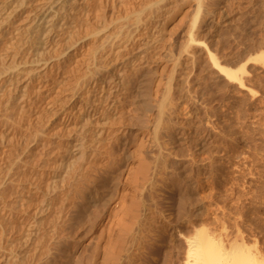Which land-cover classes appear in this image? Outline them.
<instances>
[{"label":"bare ground","instance_id":"obj_1","mask_svg":"<svg viewBox=\"0 0 264 264\" xmlns=\"http://www.w3.org/2000/svg\"><path fill=\"white\" fill-rule=\"evenodd\" d=\"M148 1L144 7L139 8L135 0H0V145L13 156L18 145L28 141L23 140L26 133H29L31 139L38 138L41 147L48 143L49 131L56 130L63 136L72 133L73 137L64 143L58 142L57 147L54 146V149H57L59 153L61 150L64 151L62 155L44 161V165L53 164L50 166L51 172L36 171L31 168L35 155L30 150L29 144L26 143L24 157L15 158V161L10 163L8 172L0 178V248L4 250L0 251V264H25L28 262L32 264V258L37 256L36 250H32V244L38 235L35 230L25 232L22 247H18L17 240L7 237L5 233L10 226L11 219L19 223H24L28 219L31 215L29 210L32 201L38 199H40L39 204L32 209L34 217L32 220L37 221V225H39L40 219L45 220L47 217L53 219L56 231L64 226L74 230L77 225H80V229L77 230L81 249L79 253L86 254L89 252L88 249L91 251L88 248L90 246L93 250V253L89 252L91 255L88 253L90 256L84 255L82 259L80 258L81 254L77 257L74 250L70 252L62 247L64 243L58 242L53 252L50 251L52 248L47 250L45 264H108L109 256L110 264H264V229L259 227L260 225L256 227V230H259H257V234H254V231L251 232L252 229L250 232L246 230V226L241 230L237 228L234 234L235 231L231 233L232 225L230 233H223L224 230L217 231L218 225L217 229H214L210 223V228H208L209 221L206 219V227L201 221L203 219L200 220L203 223L196 224L198 214L201 212H196L193 206L194 199L191 197L190 184H186L181 188V191H178L180 193L179 197L177 196L178 202L174 209L172 208L175 203L172 204L171 209L167 206L170 210L166 211V206L165 210L160 208L161 205L157 201L163 200L164 197H159L164 190L171 193L173 197L175 188L180 186L184 179L185 183L196 169H193L192 161H187V163L180 160L188 153V151L187 153L183 152V149L181 151L185 145L180 144L182 146L179 147L180 149L168 153L164 149H162L163 151L159 149L164 143H160V147L157 145L159 143L157 138L160 137L158 133L162 124L161 119L164 116L169 93L172 88L183 91L185 84L195 83L194 88L196 85V88L200 87L203 83L205 86L208 85L206 82L207 71L214 70L221 75L220 77H224L228 85L235 86L240 92H247L246 94H249L251 99L256 98L257 93L249 85L250 75L247 74L248 72L246 73V66H249L250 61L241 64L239 69H233L236 65L229 67L225 65L226 63L222 64L213 54L214 52L211 51L213 47L208 46V43L213 44L215 36L223 35L227 38L230 29V26L225 27L227 21L230 20L231 14L234 12L237 17L241 16L245 19V12L242 11L244 14L241 12L243 8L256 11L254 26L261 24L264 26V0H173L172 3L171 0ZM240 1L246 4L240 5L238 8L236 4ZM254 6H256V10L253 8ZM127 9H132L130 15H127ZM161 13L170 19L176 13H182L189 17L191 23L186 34L176 36L174 40L172 39V43L168 42L169 46L167 44L165 46L166 42L164 41L161 44V39H166L163 38L164 28H161L162 24L159 22ZM249 13L246 18L252 17L249 16ZM131 17L135 18L131 20ZM237 17L234 18L236 21ZM236 21L234 23H237ZM158 23H160V28L157 26ZM222 23L225 28L221 29ZM261 27L259 28L261 29ZM252 32L254 33L255 29ZM259 33L261 35H259L257 43L260 44L264 42V30ZM242 35L241 37L244 38ZM257 36L254 35L255 38ZM249 37L246 38L249 39ZM255 38L253 39L256 40ZM255 43L253 46L256 45ZM164 49L168 54L164 55L162 51ZM134 50H136V54L127 57V65L119 62ZM166 61L170 62L171 68L167 67L169 77H166V79L168 78L167 83L165 78L163 82L168 86L167 88L164 86L166 94H163L165 89L162 90L163 96L159 93L163 98L161 100L158 98V92L163 83L156 76L158 74L157 65L167 64ZM153 63L156 67L149 68ZM160 67L164 70L166 68V66ZM197 69H199V73L196 75L199 74V76L194 78L195 80H191L195 72L198 71ZM210 72L212 74L213 71ZM214 74L210 77L214 78ZM159 75H161L160 79H163L162 74L159 73ZM174 80L176 84H172ZM207 80H209V76ZM188 88L186 91H189ZM194 88L190 89L194 90ZM195 92L197 91L195 90ZM173 93L170 97L176 94L173 95ZM183 93L185 92L183 91ZM203 95L201 98L204 97ZM196 97L199 98V96ZM178 98L180 99V97ZM181 98L183 99L182 95ZM173 101L170 99V102ZM187 102L189 103V101ZM187 102H183L185 107ZM175 104L173 103L174 106H177ZM127 106H131L134 111L129 112L128 110V113L135 114V116L130 114L129 121L133 119L132 116L138 119V123L139 119H144L145 124L141 122L144 126H140L142 131L151 132L154 135L152 137L150 135L151 138L148 135L150 139L148 138L146 146L153 150L156 146L159 147H157L159 151H154L156 154L154 153L155 156H152L155 157V162H152L156 166L154 170L151 168L153 172L150 170L151 173L148 172L146 177L143 176V180L141 174L137 178H141L137 187L139 186L141 191L147 193H145L147 198H141V201L137 200V197L132 200L133 198L128 192L129 189L136 187V185H132L133 177L142 173L140 169L143 168L144 161L135 158V156L140 157L141 151H138V155H136L134 153L136 151H130L127 148L129 140L120 137L125 136L122 133L128 130L126 127L122 128V125L126 123L124 122L125 117L128 116L126 115ZM58 107L62 109L61 116L57 117L55 123L46 126L48 120L57 113ZM188 108L186 107V109ZM166 111L170 112L167 109ZM165 115L167 114L165 113ZM168 118L170 117L168 116ZM134 119L133 121H136ZM115 120L120 122L118 126L122 124L120 128L122 130L119 129L120 126L118 130H115L117 126H113ZM165 120L167 118L164 119V124ZM169 120L173 122L171 119ZM131 123L133 125L134 122ZM42 126H46L44 130H40ZM173 130L175 129L173 128ZM160 134H162L161 137L164 136V133L160 132ZM197 134L196 136H199ZM180 135L182 134L179 132L177 138ZM190 135L196 137L194 133L193 136L191 133ZM166 136L168 138V135ZM153 137L156 138V143L152 140ZM180 137L179 139H181ZM201 138L199 137L200 140ZM173 139L171 138V141L167 142L172 144ZM182 139L186 140L184 137ZM188 139H190L188 141L190 143L191 138ZM196 139L198 138L196 137ZM175 141L173 142L174 146ZM209 141L202 139L197 142L198 144L195 142L199 147L198 153L208 154L206 163L199 159L202 163L198 166V170L205 173L206 179L216 181L215 179L221 173V167L214 166L216 162L209 151L213 144L210 145L211 141ZM160 142H162L161 139ZM216 144L217 142L214 143V146ZM100 145H103L104 153L98 159L99 170L92 180L88 179L84 184L81 178L79 181L76 180L77 178L71 180L74 174H78L77 170L82 161L89 159L93 151ZM219 145L221 146V143ZM190 146L192 145L190 144ZM169 147L165 146L164 148L170 150ZM193 147L194 144L189 148L195 150ZM173 148L172 145L171 149ZM217 149L214 154H218L221 158L224 154L228 156V153H223V148L218 151ZM147 153L149 156L150 149ZM189 153L188 155L193 154L191 151ZM168 158L172 159L168 160ZM150 159L152 160V158ZM194 159L196 160V158ZM5 162L6 158L2 154L0 170L3 169ZM143 169L145 170V168ZM201 172L200 174H202ZM59 176L63 177L61 182L64 181L61 185H58ZM26 180L29 182L26 183ZM67 180L74 182L69 186V183H66ZM84 185L87 187L84 188ZM70 188L71 190H69ZM162 189L163 191H160ZM165 191L164 193H166ZM142 192L140 195L143 196ZM159 192L161 193L159 194ZM8 193L18 196L17 201L10 205H14L12 209L10 206L8 207V204L3 203V196ZM165 195L171 197L170 194ZM169 198H166L167 201ZM135 199L141 203L134 209L131 203L135 202ZM164 205L166 203H163L162 207ZM6 208L9 209L6 210ZM126 215L129 217H127L128 219H131L129 222L125 221ZM120 218H123L125 223ZM119 220L125 225L121 221L118 223ZM24 226L28 228L27 224ZM188 227H191V230L185 231ZM41 229L43 228L39 226L38 231ZM169 229L176 234H171V239H168L169 242H167L166 232ZM44 231L47 234L46 230ZM259 236L263 237V241L260 242ZM44 237L46 238V236ZM69 243L67 242L66 245ZM2 244H7L8 247H2ZM77 250L79 251V248Z\"/></svg>","mask_w":264,"mask_h":264},{"label":"rangeland","instance_id":"obj_2","mask_svg":"<svg viewBox=\"0 0 264 264\" xmlns=\"http://www.w3.org/2000/svg\"><path fill=\"white\" fill-rule=\"evenodd\" d=\"M135 1L137 2L139 8L144 7L145 4H147V2H149L148 0H135ZM170 2L172 3L173 0H171ZM240 2H237L236 7L239 8L240 5L244 6L246 4V3L243 4L242 2L241 3ZM238 3H240V4H238ZM253 8L256 10V6H254ZM126 11H127V15H130L132 13V9H130V10L127 9ZM242 11L245 12L246 16L245 15L244 16H245L246 20L244 18H242L241 16L237 17V14L234 12L235 14L232 13L230 20L227 21L225 27L230 26L229 32L227 33V38H226V36L219 35L218 37H216V36L214 37V41H212L213 44L208 43V42L207 43L209 44L208 46L213 47V48H211V47H209V48H211V51L214 52L213 54L216 55V57L218 58V60L220 62H222V64L226 63L225 65H227L229 67H232V66L235 67V65H236V67L233 69H239L241 64L243 65V64H245L246 61L247 62L250 61L248 63L249 66L248 65L246 66V73L248 72L247 74L250 75L248 78L250 80L249 85L257 93L256 98L251 99L249 94H246L247 92H240L239 90H237V88L235 86L231 87L230 85L227 84V81L224 80L223 76L220 77L221 75L219 73L215 72L214 70H209V71H207L208 75L206 78V82L208 83V85L205 86V83H203L202 85H204V86H202V85L200 86V87H202L201 88L202 90L201 89L199 90L200 87L196 88L197 85L194 88L193 87L195 85L194 82H193L194 84H192V83L189 84L192 87V89L194 88V90L190 89L191 87L188 84H185V87H184L185 89L183 91L185 93L186 92H188V93L193 92V94L189 93V96H187L188 93H186V96L184 97L185 93H183V91H180L179 89L174 88L175 92L173 93L174 90L172 88L173 91L171 90V92L169 93V97H168V100L166 102L167 105L165 106V108L170 112H167V111L165 112L166 109L164 110V116L161 119V123L164 124L163 123L164 119L167 118V120H165L166 123L164 125H162L160 123L161 128H159V130L161 133H164L163 137H161L162 134H160V132L158 133V136L161 137V138L160 137L159 138L161 139L162 142H160V139L157 138L159 141V143H157V145L160 147L159 144L164 143V144H161L160 148L158 146L155 147L156 144L154 145V147H155L154 150L152 148H148L146 146L147 142L149 141V139L152 137L153 134L151 132L142 131L141 127H143L145 124L144 119H141V120L139 119V123H140L139 124L138 119L134 117L135 114L130 113L131 115H134V116H132V118L133 119L135 118L134 120H136V121H133V119L131 121H129L131 119V117H129L130 114L128 113V110H129V112L133 111L131 106L126 107V110H127L126 115H128L127 117H125L126 120H124V122H126V123L123 125L119 124V126H120L119 127L118 123H120V122L115 120V122L113 123L114 124L113 126L117 125L115 127V130H118V127L120 129L121 125H122V128L126 127L128 130H130V131H128V130L124 129L126 132H124L122 134H125V136H120V137H124V138H127L129 140L128 141L129 144L127 145V148L130 151H136V152H134L136 155H138V151L142 152V153L141 152L139 153L140 157L135 156V158L137 157L136 158L137 160L144 161V163H143L144 165H142V167L145 168V170L141 167L142 169H140V170L142 171V173H139V172H141V171H139L138 172L139 176L136 174L138 177L135 176L136 179L133 177V181H132L133 184L132 185H136V187L131 188L128 191L131 198H133L132 200H134V197L135 198L137 197L138 199L137 198L136 199L137 200L140 199V201H141V198H143V199L147 198L145 195L146 192L143 190H142L143 191L142 192L141 188L139 186L137 187V185H139V182L141 179V178L140 179H137V178H139L142 175V180H143V178H144L143 176L146 177L148 172L151 173V171L153 172V170L155 169V167H156L155 163H154L155 157H152L154 155V153L156 154V152H154V151H157V150L159 151V149L161 151H163L162 149H164L168 153L169 151H173L175 149H176L175 151H177L178 149H180L182 146L185 145L184 147L181 148V151L183 149V152L187 153V151H188V153H187V155L185 153L186 156H183L181 159L180 158L179 159L182 161H185V162H187V161L191 162L192 161V163L195 165V166L192 165L193 169L196 168V169H194L195 172H193L191 174L192 177L190 176L189 179L185 183L183 182V181H185V179H184L180 183V186L179 185L177 186V188L179 187L180 189L175 188V192H173L174 194L172 193L173 197H172L171 193H169L168 191L166 192L164 190L166 192V193H164L163 189L160 190L163 192H162V194H160L161 192H159L160 197L159 196L158 197L159 198L164 197L163 200H161V199L157 200L161 205L160 208L163 209L166 206L165 207V208H167L166 211H169L172 208V204L175 203L174 207L172 208V209H174L176 207L177 202H178L177 196L179 197V193H180V192L178 193V191L179 190L181 191V188L183 186H185L186 184H188V185L190 184L189 185V186H191L190 189L193 190V191L191 190V195H192L191 197H193V199H194V201L192 199L193 206H194L196 212L199 211L202 213V214L201 213L198 214L199 217L196 219V224L199 223L201 219H203L201 221H203L205 224V223H207L206 222V220H207V221H209L208 222V228H210L209 224L212 223L213 225L210 224L211 227H214V229L218 228L217 231L224 230L225 232L223 231V233H230V230L232 229V226H233V230L231 231V233H233L235 231L234 234L236 233L237 228H238V230H239V228L241 230V228L243 229V227L246 226L245 227L246 230H248L250 232V230L252 229L251 232L254 231L253 233L257 234V232L259 230L257 229L258 230L257 231L256 227H258L260 225L259 227H261V228L263 227V229H264V224H263L264 223V221H263L264 220L263 219L264 218V42L263 43L261 42L260 44L257 43L258 38H260L259 35H261L259 33V31L264 30V29H262L264 26L262 24L260 25V26H262L261 27L262 30L259 28L260 27L259 25L254 26V24L256 23L255 22L256 19L254 17L256 14V11H253V9H252V11H253L252 12V11H250V9H244V8H243V10H241V12ZM163 12L165 13L166 11H163ZM239 12H240V10H239ZM244 12H242V13L244 14ZM248 12H250L249 16H252L251 18L250 17L246 18V17H248V15H247ZM164 13L160 14L159 22L162 24L161 28L162 27L164 28L163 29L164 31L162 32L163 38L164 39L166 38L168 41L166 39L165 40L161 39V44L163 43L162 41H164V42H166L165 46H166V44H167V46H169L168 42L172 43V41L175 39L176 36H178L179 34H186L185 32H187L191 23H190L189 17L187 15L185 16L182 13H176L174 15V17H172L171 19L168 16L166 17L165 15H163ZM251 13H252V15H251ZM235 16L238 18V20L240 19V21H239L240 23L238 22V20L237 21L235 20L236 19ZM134 18L131 17V20ZM248 19H250V21L247 22ZM235 21L237 23H234ZM251 21H252V23L253 22L254 23L252 24ZM160 23H158L159 25H157V26H159L158 28H160ZM231 23H233L235 25H233ZM221 25H222L221 29L225 28V27H223L224 26L223 23ZM235 26H236V28H235ZM252 26H253V28H252ZM257 28H259V29H257ZM254 29H255V32H257L258 34L255 32L254 33L252 32V31H254ZM230 33L232 34V36L230 35ZM235 34H236V36H235ZM240 34L241 35L243 34L242 36H244V38H242ZM249 34H250V37H249ZM251 34H252V36H251ZM162 35H161V38H162ZM254 35L255 36L258 35L259 37L257 36L255 38ZM246 37H249V39L255 38L256 40H254V39H253L254 41L249 40ZM216 39H218V40H216ZM246 39H247V41H245ZM221 40H222V42H221ZM249 41H251V42H249ZM215 42L217 43V45ZM218 42H219V44H218ZM252 42H254V43L256 42L255 43L256 45L253 46L254 43H252ZM164 50H162L164 55L168 54L167 50L166 49H164ZM134 54H136V50L129 53V55L123 57L119 62L127 65V63H128L127 57H130ZM233 62H235V63H233ZM160 66H162V67L166 66L165 70H164V68H161ZM168 66L170 67V62L169 63L167 62V64H164V65H162V63L157 65L158 74L156 76H157V78H159V80H161V83H163V84L160 83L162 86L160 85V87H159L160 90H159L158 94L160 93L162 96H163V94H166L165 91H166V88L168 86V85L166 86V84L164 85L165 82L167 83L168 78L166 79V77L167 76L169 77V75L167 73L169 71L167 69ZM150 67L151 68L156 67L155 63L150 64L149 68ZM197 70L198 71L195 72V74L191 80H195L199 76V74L196 75L197 73H199V69H197ZM210 71H213L215 73L214 74L212 72V74H214L213 75L214 78L212 77L213 79L210 77V76H212V74H210L211 73ZM159 73L162 74L163 79H160L161 75H159ZM217 74H219V75H217ZM200 75H201V72H200ZM208 76H209V80L212 79L211 81L207 80ZM164 78L166 80L165 82H163ZM208 81L211 83L209 84ZM174 82H175V80L172 82V84ZM174 84H176V83H174ZM208 86H209V88H207L208 90L205 88L207 90V93H205L206 90L204 89V87H208ZM187 88L189 91H186ZM163 89H165V90H163ZM162 90H163V94H162ZM195 90L197 92H195ZM178 91H179V94H178ZM180 92H182V93L180 94ZM194 92L197 94L195 95ZM200 92H202V93H200ZM172 93H173V95L176 93L177 96L180 97V99H182L181 98V95H182L183 99L180 100L176 96V94L174 95L175 97L174 96L170 97V95ZM204 93H205V95H203ZM160 94L158 95L159 99L161 98ZM199 94H201V95H199ZM202 95L204 97L201 98ZM196 96H199L200 101H199V98ZM188 97H189V99H188ZM191 97H193V98L190 100ZM195 97L197 100L194 99ZM169 98L171 99V101H173V100L174 101L170 102ZM68 99H67V102L69 103ZM162 99L163 98H161V100ZM193 99L195 100V103H194ZM204 100H206V101H204ZM184 101H185V103L187 101H189V103L187 102L188 104L186 105V107L187 108L189 107L190 109L189 108L186 109V107L184 106L185 103H183ZM180 102H181V104H180ZM173 103L174 104L176 103L177 106H174ZM203 103L204 104L206 103L205 106ZM154 105H155V102H154ZM172 106H174V107H172ZM128 107H130V108H128ZM169 107H171V108H169ZM192 108H193V110H196V111L193 112ZM56 110H57L56 111L57 113L54 116H52L50 118V120H48L49 122L47 123L46 126L52 125L53 123H55L57 121V119H58L57 117L61 116L60 114H61L62 109L60 107H58ZM191 110H192V112H191ZM165 113L170 118H168V116L165 115ZM172 113H173V115H172ZM193 113H196V114H193ZM164 117H166V118H164ZM127 118H128V121L130 122L129 123L130 125L128 124V126H127V122H128ZM33 119H34V117H33ZM169 119H171L173 122H171ZM186 120L187 121L189 120L188 123H190L192 120L193 121L191 122V124L188 125V123H186L187 122ZM206 121H207V123H206ZM131 122H134L135 125L133 123V125H134L133 126ZM141 122H143L144 124H142ZM167 122H169V123L167 124ZM193 122H194V126H193ZM178 123H179V125H178ZM169 124L171 125V127L172 126L173 127L171 128ZM136 125L138 128L136 127ZM165 125L167 126V128ZM46 126H42L40 130H44ZM162 126H164L165 128H163ZM194 127H195V129H194ZM140 128H141V130H139ZM169 128H171L170 131H169ZM173 128L177 131L173 130ZM190 128L191 129L193 128L192 129L193 131L189 130ZM162 129H163V131H162ZM120 130H122V129H120ZM185 130H187V131H185ZM171 131H173V132H171ZM182 131H184V133L186 135L184 133H182ZM205 131L206 132L208 131V132L206 133ZM127 132H129L131 134H128ZM141 132H142V135H141ZM179 132H180V134H182V135H180L181 137L180 136L179 137L181 139L184 137V139H186V140L183 141V139H182V141H181V139H179V137L177 138V136L179 135ZM197 132H199V133L197 134ZM201 132L203 133V135ZM143 133L147 134V135H144ZM165 133H167V134H165ZM190 133L192 134V136H193V133L195 136H196V134L199 135V136H196L198 139H196V137L195 138L191 137ZM208 133H210V134H208ZM187 134H189V135H187ZM135 135H136V138H135ZM148 135H149V137L151 135V137L149 138ZM166 135H168V138ZM169 135H170V137H169ZM200 135L202 136V138ZM206 135H207V137H206ZM212 135H214V136H212ZM47 136H49L48 143H46L43 147H41V144H40L38 138L31 139L29 133H26V136H24L25 139H23V140H28V141H25L24 144L18 145L17 150L15 151V155H13V156L11 155V153L7 152L8 150H6L5 147L0 145V156H2V154H3V156H5V158H6L5 165H4L3 169L0 170V178H2L8 172V168L10 167V163L14 162L15 158H18L20 156L24 157V155L26 154V152H25L26 151V147H25L26 143L29 144L28 146H30V150L35 155L34 156L35 157L34 163L32 164L31 168H33V170H36V171L40 170V171H44V172H51L50 166H53V164L44 165L45 164L44 161L46 159L57 158L58 155H62V152H64L63 150H61L60 151L61 153H59L57 151V149H54L55 147H57L56 144L58 142L64 143L65 141H69L73 137H72V133H67L63 136L62 134L57 133L56 130L54 132L49 131ZM165 136H166V138H165ZM173 137H175V139H173ZM185 137H187V138H185ZM199 137L201 138V140L199 139ZM209 137H211V138H209ZM130 138H131L132 142L130 141ZM163 138H165L167 140L166 141H165V139L162 140ZM171 138L173 139V142L175 140L179 141V142L175 141V146L177 145L176 148H175L173 142H172V144H171V142H169V143L167 142L168 140L171 141ZM188 138H191L190 143L188 142L190 140ZM155 139H156L155 137H153V139H152L154 141V143L157 142ZM192 139L193 140L195 139L194 142ZM202 139L203 140L206 139L208 141L209 140L211 141V143H209L210 141L208 143L210 145L213 144L212 148H210L209 151H211V155H212V157H214L213 159L217 164V165L214 164V166L216 168L221 167V169H222V170L220 169L221 173L219 172L220 174L218 175L217 179H215L216 181H213L212 179L211 180L206 179L205 173H203V171L201 172L198 170V166L202 163L200 161H203V163H206V161H208V159H207L208 154L207 153H205V152L204 153H200V152L198 153L199 147L196 145V143L199 141H202ZM223 139H224V141H223ZM180 142H182V143H180ZM216 142H217V144H216L217 146L216 145L214 146V143H216ZM219 143H221L222 147L219 145ZM180 144H182V146ZM190 144L192 146L194 144L195 150H193L192 148H189V147H192V146H190ZM222 144L225 146H223ZM162 145H164L163 148H162ZM172 145L174 147L173 149H171ZM195 145L197 146V149H196ZM165 146L167 148L170 146L169 147L170 150L167 148H164ZM114 147H116V146H114ZM216 147H220V148L217 149ZM224 147L226 148V151H225ZM146 148H147V150H146ZM222 148H223V153H226V154L228 153V156L224 154V156H222V158H221L218 154L217 155L214 154V152H216V149L218 151L219 149L222 150ZM148 149H150L149 156L147 153ZM151 150H152V152H151ZM184 150H186V151H184ZM166 151H164V152H166ZM189 151L193 152V154L191 153V155L193 157L191 155H188V154H190ZM16 153H18V155H16ZM103 153H104L103 145H100V147L98 149L93 151V153L91 154L89 159L82 161V163L80 164V166L77 170L78 174H74V176L72 177L71 180L77 178L76 180L79 181L82 179L83 184H84V182L86 183L88 181V179L92 180V177L95 176V174L99 170L98 166H97L98 159L102 157ZM200 155L203 157H201ZM216 156H217V158H215ZM199 157H201V158H199ZM209 157H211V156H209ZM150 158H152V160ZM169 158H168V160L172 159V158L171 159H169ZM194 158H196V160ZM205 158H206V160H205ZM140 159H142V160H140ZM199 159H200V161H199ZM57 160H59V159H57ZM217 160H218V163H217ZM152 161H154V162H152ZM194 161H195V163H194ZM197 163H198V165H197ZM141 164L142 163L140 162V165ZM221 164H223V165H221ZM144 171H145V174H143ZM196 172L198 173V175ZM200 172L202 174H204V176H201L202 174H200ZM175 173H176V170H175ZM195 173H196V175H195ZM221 174H223L222 175L223 177L221 176ZM62 176L58 177V180L60 181L58 183V185H61L64 183V181L61 182L63 180ZM49 179H52V178H49ZM71 180H67V182H66L67 184L69 183V186L71 184H73V182H74ZM94 181H95V179H94ZM188 181H189V183H188ZM190 181H191V183H190ZM27 182H29V181L26 180V183ZM192 182H193V184H192ZM191 184L193 185V187ZM86 187L87 186L84 185V188H86ZM91 187H93V186H91ZM128 187H129V185H128ZM69 190H71V188ZM141 192H142L143 196L140 195ZM165 194H170V196L172 198L171 197L169 198V196L165 195ZM139 195H140V197H139ZM3 197H4L3 203H5L6 205L8 204V207L11 204H13L14 201H17V199H18V196L16 194H12V193L11 194L10 193L5 194ZM166 198H169L168 201ZM136 199H135V202L132 201V203H131L133 208L141 203L140 201H136ZM39 201H40V199L32 201L31 208L29 210V211H31V215L24 222L27 224L28 228H25L24 225H26V224L19 223L18 221L11 219L10 224H9L10 226L7 228V231L5 233L6 236L11 237L13 240H17L16 241L17 246L22 247L21 245L23 244V236H24L26 231L35 230V232L38 233L36 241L34 242V244H32V246H33L32 250H36V253H37L36 254L37 256L35 255L36 257L34 259L32 258V260H31L32 264H40V263L45 264V257L47 256V253H48L47 250H49V248H52V249H50V251L53 252L55 247L58 245L57 244L58 242L64 243L65 246L63 244L62 247L66 248L68 251L72 252L74 250L75 255L77 257H79L81 254V253H79V252H81L80 251L81 249L79 246V239H78L79 233L77 230L80 229L79 228L80 225H77L78 229H77V227H75L74 230H76V231H74L73 229L71 230L68 226H64L61 229H58L56 231L54 229V221L51 217H47L45 220L40 219L39 223H38L39 225H37V221L32 220L34 218L32 209L37 204H39ZM163 203L164 204L166 203V205H164L162 207ZM13 206H10L11 209L14 208ZM167 206H169L170 209ZM165 208H164V210H165ZM7 209H9V208H6V210ZM123 217L125 218L124 215H123ZM127 217L128 216L126 215L125 221L129 222V220H131V219H128L129 217L128 218ZM257 218H258V220H257ZM120 219H122V221H124L123 218H120ZM43 220H44V222H43ZM120 221L121 220H119L118 223ZM122 221H121V223H122ZM125 221L123 223H125ZM203 222H200V223H203ZM222 222H223V224H222ZM251 222H253V223H251ZM128 224H130V223H128ZM221 224L223 225V227ZM256 224H258V225L256 226ZM123 225H125V224H123ZM236 225H237V227H236ZM39 226L43 228L40 231H38ZM206 226H207V224H205V227ZM216 226H217V228H216ZM190 228L191 227H188L185 231H190L191 230ZM247 228H250V229H247ZM254 228H255V230H254ZM69 229L71 231H74V232L71 233V231ZM44 230H46L47 234H45ZM226 231H228V232H226ZM263 232H264V230H263ZM171 234H176V233H173V231L171 232V230L169 229L166 232V237H168L166 240L167 242H169V240L171 239ZM44 236H46V238ZM259 237H260L259 238L260 242L263 241L262 240L263 237H261V236H259ZM253 238H251V239H253ZM63 240H64V242H63ZM65 240H66V243H65ZM69 241H70V243H69ZM67 242L70 245L69 244L66 245ZM73 243H74V245H73ZM115 245H114V247H115ZM1 246L2 247L3 246L8 247L7 244H2ZM73 247H75V248L73 249ZM77 247L79 248V251L77 250L78 252L76 251V249H78ZM88 248H90L92 252L89 249H88V251L90 253H93L92 246H90ZM0 251L3 252L4 251L3 248H0ZM89 252H86V254L82 253L83 255L81 254L80 258H82L84 255H87ZM78 253H79V255H78ZM89 254H88V256L91 255V254L90 255ZM112 256H113V254H112ZM108 258H109V260L107 259V257H106V260H108L109 262H107V263L110 264V261H111L110 256ZM25 264H29V262L25 263Z\"/></svg>","mask_w":264,"mask_h":264}]
</instances>
